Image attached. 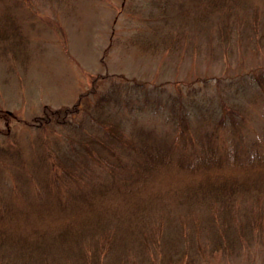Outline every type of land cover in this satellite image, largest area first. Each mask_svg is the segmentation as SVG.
I'll list each match as a JSON object with an SVG mask.
<instances>
[{
	"label": "rangeland",
	"instance_id": "374dc122",
	"mask_svg": "<svg viewBox=\"0 0 264 264\" xmlns=\"http://www.w3.org/2000/svg\"><path fill=\"white\" fill-rule=\"evenodd\" d=\"M206 4L0 0V209L9 210L0 230L32 239L55 228L58 214L132 216L147 204L150 221L136 228L150 235L146 254L134 240L116 241L112 264H154L150 256L163 264L159 233L195 241L187 264H264V193L217 213L212 195L195 189L264 182V82H254L264 72V0H227L213 14ZM197 13L203 20L192 22ZM147 37L158 47L138 42ZM113 84L120 90L111 92ZM85 98L88 109L65 122L46 116L48 108L62 118ZM166 98L178 109L172 117ZM144 143L165 154L148 180L133 192L115 186L93 195L111 168L119 178L135 175L129 152ZM213 224L227 225L220 246ZM94 240L81 244L97 256ZM57 264L76 263L70 254Z\"/></svg>",
	"mask_w": 264,
	"mask_h": 264
},
{
	"label": "trees",
	"instance_id": "16d2710c",
	"mask_svg": "<svg viewBox=\"0 0 264 264\" xmlns=\"http://www.w3.org/2000/svg\"><path fill=\"white\" fill-rule=\"evenodd\" d=\"M210 5L207 8V13L213 14L215 12H219L222 10L223 7L226 6L227 0H209ZM200 6L202 4H199ZM199 7V10L201 7ZM185 10V9H184ZM196 20H203L200 19V15L193 16ZM168 23V22H167ZM176 22L168 23L167 25L174 24ZM174 26V25H173ZM178 27V26H177ZM176 27V28H177ZM181 29L179 26L178 31ZM153 33V32H152ZM151 33V38L154 39ZM150 37L147 38H137L138 42L144 47L149 49H155L158 47V43H154L151 41ZM155 40V39H154ZM264 72L260 75L256 76L254 82L257 84L263 83L264 81ZM140 88L145 86L144 83L135 84ZM118 85L113 84L111 88V92H117L120 89L117 88ZM133 90V86L128 88ZM144 89V88H143ZM194 89L193 91H195ZM192 91V92H193ZM194 96V93H191ZM196 94V93H195ZM180 98V97H178ZM167 107L171 114V117L174 116L178 109H175L176 106L173 105L175 100H171L170 98H166ZM171 104V105H169ZM195 104V103H193ZM86 98L83 101H80L74 108L63 110L62 118L58 117L57 111H52L45 109V113L48 118L50 116H56L59 120L63 119L65 122V116L69 113V115H74V113H78L80 108L88 109L86 106ZM47 110V111H46ZM182 111L183 110H179ZM210 116V115H209ZM45 116L42 118H38L41 123V126H45L46 123H49L50 119L45 120ZM47 120H49L47 122ZM58 120V119H56ZM62 122V121H61ZM118 126V125H117ZM83 134V133H82ZM81 134V135H82ZM115 133H112L111 136H114ZM118 136V134L116 135ZM213 138V135H212ZM113 140L119 141V139H115L112 137ZM148 141V140H147ZM207 146H212L213 148V141L210 136L208 135V142ZM207 147V148H208ZM215 151L211 149L209 154H213ZM131 155L132 160L128 161V167L134 170V176H130L129 179L121 177L119 178L115 175L113 169H110V173H108L109 177H106L103 182L96 184L95 186L91 187L93 189V195L98 194L100 192H104L110 187L121 186L124 187L126 190L133 192L136 187L137 182L144 183L148 180L150 173L156 167L157 161L159 160L161 155L164 154V150L162 148H157L154 143H144L139 148H131L129 152ZM203 158V157H202ZM198 160H201L200 158ZM252 161V160H251ZM112 165L114 169H121L120 165L117 164H109L108 167ZM113 171V172H112ZM136 179V183H135ZM252 182L248 183V186L244 184H232L228 185L226 183H220L219 185L213 187L215 191H210L209 186L200 185L195 187L196 190L203 191V195L205 197L208 194L212 196L208 198V200H212L214 202L217 201V213H221L223 208L225 209L226 213L231 211L233 208L232 206L237 204L239 197H241V203L244 205L246 203L247 198L253 197L251 195L252 192L257 196V200H260V195L264 193V182H259L257 178H253ZM230 183V182H229ZM201 184V183H200ZM112 189V188H111ZM115 190H120L119 188H115ZM82 193V192H81ZM84 194V193H83ZM253 197V198H254ZM237 201V202H236ZM64 203H68L67 201H63ZM147 204L143 206H137L133 208L132 216L129 214H117L112 218L107 217L104 213H95V215L91 214H80V213H73V214H58L56 218L58 220V224L55 228L49 229L45 228L43 231L36 230L33 233V238L29 239L26 236L21 235H14L17 239H14L12 235V231L0 230V264H42L43 262H48V264H57L59 258L61 256L68 257V255L72 254L74 257V261L76 264H102L104 262L113 263L109 261V257L113 258V261L120 259V256L117 255L115 251V242L116 241H136L137 245L142 250V255L146 254L144 252L148 247L146 243L149 241L150 235L146 232L143 228L140 231H136L138 226L141 227V224L148 225L150 219L145 215V207ZM8 209H0V221L1 223L4 221V214L8 213ZM50 216V215H49ZM212 222H217L218 217L215 215L214 219H211ZM214 226H208V228L213 231L210 233V236L214 239L217 245L220 246L219 243H222V240L225 238H229V234L227 232V225L222 227H215L218 225L213 224ZM205 234L201 232L200 235ZM95 239L92 250L97 253V256L89 254L83 250L84 240L86 239ZM136 239V240H135ZM162 239L165 241H162ZM153 243L156 242V245L163 249V259H161L163 264H173L179 263L187 264L185 261H188L186 258L189 256L187 254L192 248H194L195 241H190L189 239H185V241L177 242V240L173 239V237L167 238L164 234H157L153 237ZM183 242V243H182ZM82 243V244H81ZM80 245V246H79ZM134 246V247H135ZM197 248V253L201 254L202 247H200L197 242L195 245ZM12 254V255H11ZM12 256L13 258H11ZM186 257V258H185ZM154 264H156L154 257H149ZM185 260V261H184ZM175 261V262H174ZM183 262V263H182Z\"/></svg>",
	"mask_w": 264,
	"mask_h": 264
}]
</instances>
